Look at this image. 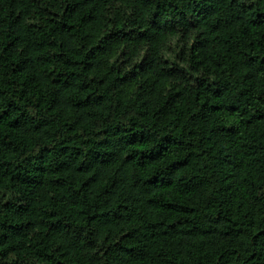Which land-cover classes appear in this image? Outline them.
<instances>
[{
	"label": "trees",
	"instance_id": "obj_1",
	"mask_svg": "<svg viewBox=\"0 0 264 264\" xmlns=\"http://www.w3.org/2000/svg\"><path fill=\"white\" fill-rule=\"evenodd\" d=\"M0 264H264V0H0Z\"/></svg>",
	"mask_w": 264,
	"mask_h": 264
}]
</instances>
